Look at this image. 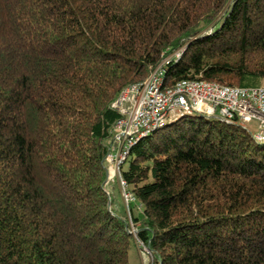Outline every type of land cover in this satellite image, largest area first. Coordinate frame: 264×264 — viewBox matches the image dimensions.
<instances>
[{
	"label": "trees",
	"instance_id": "trees-1",
	"mask_svg": "<svg viewBox=\"0 0 264 264\" xmlns=\"http://www.w3.org/2000/svg\"><path fill=\"white\" fill-rule=\"evenodd\" d=\"M181 48L164 87L264 85V0H0V264H129L132 242L154 264H264V142L238 122L135 143V235L107 191L112 103Z\"/></svg>",
	"mask_w": 264,
	"mask_h": 264
},
{
	"label": "built area",
	"instance_id": "built-area-1",
	"mask_svg": "<svg viewBox=\"0 0 264 264\" xmlns=\"http://www.w3.org/2000/svg\"><path fill=\"white\" fill-rule=\"evenodd\" d=\"M181 55L182 48L165 55L144 80L124 88L112 103L121 118L113 125L108 140L107 181L118 184L128 212L135 196L122 177V168L135 143L166 122L188 114H200L244 126L253 123L256 128L251 132L253 137L264 142V85L238 87L186 79L172 87H164L169 61ZM147 250L145 248V252Z\"/></svg>",
	"mask_w": 264,
	"mask_h": 264
},
{
	"label": "rangeland",
	"instance_id": "rangeland-1",
	"mask_svg": "<svg viewBox=\"0 0 264 264\" xmlns=\"http://www.w3.org/2000/svg\"><path fill=\"white\" fill-rule=\"evenodd\" d=\"M178 50V49H176ZM175 50V51H176ZM174 52H170L168 54H172ZM170 56V55H169ZM244 126V125H243ZM249 132L254 133L256 131L255 125L253 123H249L244 126ZM128 164L126 163L123 167L126 168ZM114 187V189H113ZM107 191L109 192L110 196L115 197L116 203H117V209L121 215H124V217L129 222V228L130 231L135 235L136 229L132 222L131 214L128 212L127 208L125 207V204L122 199V195L120 192V188L116 182H108L106 185ZM114 202V201H113ZM115 203V202H114ZM139 244V243H138ZM136 243H131V248L129 251V264H154L151 260V256L147 250L145 252L144 247H139Z\"/></svg>",
	"mask_w": 264,
	"mask_h": 264
},
{
	"label": "crops",
	"instance_id": "crops-1",
	"mask_svg": "<svg viewBox=\"0 0 264 264\" xmlns=\"http://www.w3.org/2000/svg\"><path fill=\"white\" fill-rule=\"evenodd\" d=\"M113 189H114V187H113ZM115 190V189H114ZM112 198H113V201L115 202H113V206H114V208L118 211V209H117V203H116V200H115V197H113L112 196ZM118 213H119V211H118Z\"/></svg>",
	"mask_w": 264,
	"mask_h": 264
}]
</instances>
